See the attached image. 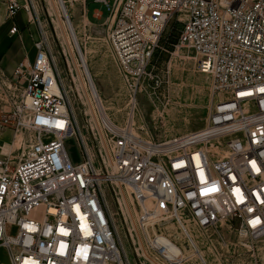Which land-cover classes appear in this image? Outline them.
Wrapping results in <instances>:
<instances>
[{"label":"built area","instance_id":"2783aa9c","mask_svg":"<svg viewBox=\"0 0 264 264\" xmlns=\"http://www.w3.org/2000/svg\"><path fill=\"white\" fill-rule=\"evenodd\" d=\"M3 2L7 22L33 6V0ZM83 2L86 9L95 2L109 11V39L132 116L125 126L112 121L79 55L97 130L90 134L92 156L43 39L33 61L11 75L0 67V129L28 140L19 159L12 153L0 158V250L6 256L0 264H143L142 257L183 264L188 258L181 246L159 231L148 233L168 221L204 230L225 222L254 250L264 240V0ZM19 33L12 24L10 34ZM163 39L176 51L194 52L199 71L212 78L215 102L203 129L151 141L135 133L134 113L150 84H159ZM70 137L81 161L69 155ZM114 185L131 191V231L119 224L105 195L118 197Z\"/></svg>","mask_w":264,"mask_h":264},{"label":"rangeland","instance_id":"374dc122","mask_svg":"<svg viewBox=\"0 0 264 264\" xmlns=\"http://www.w3.org/2000/svg\"><path fill=\"white\" fill-rule=\"evenodd\" d=\"M38 1L34 0V7L37 6L40 12L39 21L34 14V8H32L31 14L22 10L15 18V22L6 23L1 31L6 34L7 29L16 23L20 28L19 35L25 31L29 45H32L34 49V40L44 39L53 56L57 57V64L66 80L67 87L75 89L73 93L69 94L74 113L78 109H81L84 113L87 105L83 103L85 99L83 98L80 80L83 77V72L78 68V54L75 53L74 60L72 52H70L71 49L67 44L66 35L61 25V21L65 19L61 13L62 17H58L53 6L41 5ZM87 8H85L83 0H74L73 4L70 5L69 16L74 25V11L79 17V41L84 52L87 49L89 50L86 56L87 65L100 97L107 108L106 113L116 125L125 126L132 116L130 91L125 83L122 68L109 39V27L111 26L109 11L106 6L95 2H89ZM28 15H32L33 23L27 22ZM88 17L91 20L90 22L86 19ZM171 43L170 41L162 42V49L158 51L156 56L158 65L155 76L159 84H156L157 86L154 83L150 84L151 88L148 90V95L144 93L139 97V106L134 113L133 128L135 133L151 141L169 140L176 136L201 130L207 123L215 102L212 78L199 71L197 61L193 56L194 52L191 53L185 48L176 51L174 47H171ZM81 98L83 101L80 100ZM81 110L78 111L81 113ZM84 116L88 120L81 124L82 133L89 143L92 142L93 146L95 140H93L94 137L90 139V134L97 135V130L93 127L90 115L85 112ZM1 141L4 142V147L1 150L4 152L7 151V143H10V150L13 143L27 144L28 140L24 133L17 134L12 128H7L6 130L0 129ZM66 144L72 161H81L82 154L76 139L71 137ZM23 150L11 153L16 159H19ZM115 189L117 191L118 188L115 187ZM123 189L127 198L124 197L123 199H126V202L128 200L130 205L133 204L131 191L128 188ZM123 199L115 194L114 198H111V205L119 216L118 222L120 225L121 222L128 223L127 219L130 217L128 211L123 207L125 205ZM177 226V222L168 221L158 223L156 227L150 228L149 231L151 235L159 231L181 246L187 255L193 253L183 264H204L205 261L203 262L202 256L208 260L209 264H264V240L258 242L256 248L250 251L249 248L243 247L247 238L238 237L235 233H232L225 222L207 230L200 229L195 224L187 222V228L193 233L194 242L201 251L202 256L199 257L194 254V249L188 239L184 238L181 241H176L170 237V235L172 237L176 236ZM128 227L131 231L132 224ZM125 231L128 233L127 227ZM17 232L16 227L11 231L13 236ZM5 258L4 252L0 250V262L4 261ZM155 260L160 264L162 263L160 260ZM142 262L143 264H151L143 257Z\"/></svg>","mask_w":264,"mask_h":264},{"label":"bare ground","instance_id":"6f19581e","mask_svg":"<svg viewBox=\"0 0 264 264\" xmlns=\"http://www.w3.org/2000/svg\"><path fill=\"white\" fill-rule=\"evenodd\" d=\"M64 0H39L38 1V3L39 4H41V5H51V6H53V8H54V10L56 11V14L58 15V17L60 18V17H62L61 15H60V13L63 15V18L65 19V20H62L61 21V25H62V28H63V30H64V33H65V35H66V39H67V44L69 45V47H70V49H71V51L70 52H72V56H73V59L75 60V53H77L78 55V59H79V55H81V57H82V59H83V61L85 62V63H87V61H86V56L88 55V52H89V50L87 49V51L86 52H84V49L82 48V46H81V44H80V41H79V34H80V25H79V17L76 15V12L74 11V13H73V15H74V19H75V25L73 24V22H72V20H71V18H70V16H69V12H70V5L71 4H73V2H74V0H65L64 2H63ZM73 6H75V5H73ZM32 8H34V14H35V16L37 17V19H38V21L40 20V12L38 11V8H37V6H35L34 7V0H33V6L31 7V10H30V12H28V13H30L31 14V12H32ZM52 8V7H51ZM87 19V18H86ZM60 20V19H59ZM88 20V19H87ZM86 21V20H85ZM60 22V21H59ZM40 23V22H39ZM79 31V32H78ZM42 36H43V33H42ZM44 40V39H43ZM46 43V42H45ZM47 44V43H46ZM48 45V44H47ZM54 57V56H53ZM179 57H181L180 55H179ZM182 58V57H181ZM54 59H55V61H56V64L58 63V60H57V57H54ZM76 63V62H75ZM57 67H58V71H59V74H60V77H61V80H62V83H63V87L65 88L64 90H65V92L67 93V95H68V98H69V100H70V97H69V94L70 93H73L74 91H75V89L74 88H72V87H67V85H66V80L64 79V77H63V75H62V71H61V69H60V67H59V65L57 64ZM78 74H80V73H78ZM85 74H87L89 77H92L91 76V74H90V70H89V68H88V66H86V71H85ZM81 75V74H80ZM80 75H79V77H80ZM80 80H81V84H82V89H84V81H83V79H82V77L80 78ZM93 83H94V86L96 87V85H95V82H94V79H93ZM97 89V88H96ZM61 90H62V88H61ZM74 90V91H73ZM77 92V91H76ZM83 98L85 99V101H83L82 100V98L80 99L81 101H83V103H86V105H87V109H85V112H87L89 115H90V117H91V120H92V123H93V119H92V112H93V110H92V105H91V102H90V100H89V97L87 96V93L85 92V90L83 91ZM96 98H97V100H98V102H99V104H100V106L102 107V109L103 110H105L106 112H107V108H106V106H105V103H104V101L102 100V98L100 97V94H99V92H96ZM71 101V100H70ZM139 106V105H138ZM73 109V108H72ZM78 110H81V109H78ZM78 110H75V116H76V119H77V122L79 123V125H80V127H81V124L82 123H84V122H87V120H88V118H86L85 116H84V113H83V111L81 110V113H80V111H78ZM188 122V121H187ZM205 125H206V123H205ZM93 127H94V129H96V127H95V125H94V123H93ZM205 127V126H204ZM203 127V128H204ZM92 128V127H91ZM202 128V129H203ZM82 130V129H81ZM199 131V130H198ZM89 133H90V131H89ZM92 134V133H91ZM20 135V134H19ZM71 138V137H70ZM75 138V137H74ZM19 139V138H18ZM20 139H22V138H20ZM76 139V138H75ZM77 141V140H76ZM87 145H88V147H89V149H90V151H91V154H92V156H94L96 153H95V151H94V149H93V146H92V142L91 143H89L88 141H87ZM26 147H27V144H24V143H21V142H16V143H13L12 144V148H11V151H10V153L11 152H13V151H18V150H22V149H26ZM117 192H118V196L120 197V198H126V194H125V191L123 190V189H121V188H118V190H117ZM105 195H106V197H107V200H108V202H109V204H110V207H111V209L113 210V208H112V205H111V196L109 195V192L107 191V192H105ZM127 199V198H126ZM126 199L124 200L123 199V202H124V204L125 205H123V207L127 210V211H129L130 212V217H129V219H127L128 221V223H126L127 225H131L132 223H135V218L132 216V211H131V207H130V205H129V202H128V200H127V202H126ZM121 211V210H120ZM178 224V226H177V233L175 234L176 236H174V237H172L171 235H170V237L172 238V239H174V240H176V241H181V240H183L184 238H186V239H188L189 241H190V243H191V245H192V247L195 249V253L197 254V256L199 257L200 255H201V251L199 250V248H198V246H197V244H196V242H194V235H193V233L190 231V230H188V228L187 227H184V226H182V224H179V223H177ZM165 230V229H164ZM167 231V230H166ZM148 233H149V235H150V231L148 230ZM133 234H134V232H133ZM193 255V253H191V254H189V255H187L186 254V252H185V256H186V258H189L190 256H192ZM202 256V255H201ZM202 259H203V262H204V264H206V263H208V260H206L205 259V257H203L202 256ZM209 264V263H208Z\"/></svg>","mask_w":264,"mask_h":264},{"label":"crops","instance_id":"0c3cea01","mask_svg":"<svg viewBox=\"0 0 264 264\" xmlns=\"http://www.w3.org/2000/svg\"><path fill=\"white\" fill-rule=\"evenodd\" d=\"M4 6L5 4L3 0H0V67L6 75H11L23 61H25L26 59L33 61L35 59L36 49H34L32 45H29L28 37L25 36V31H23V34L13 36L10 34V26V28H8L6 31V34L5 32L2 33V27H4L6 23H8L6 20V6L5 8ZM87 19L88 22L91 21L89 17ZM29 20H33L32 15H28V23H30ZM3 39H7V41ZM37 41L38 40H34V46ZM3 143L4 142L2 141L0 142V158L9 156V151H11V149L9 150L10 143L6 142L7 151L2 152L1 150L4 147Z\"/></svg>","mask_w":264,"mask_h":264},{"label":"trees","instance_id":"16d2710c","mask_svg":"<svg viewBox=\"0 0 264 264\" xmlns=\"http://www.w3.org/2000/svg\"><path fill=\"white\" fill-rule=\"evenodd\" d=\"M165 41H167V40H162V42H165ZM162 42H161V43H162Z\"/></svg>","mask_w":264,"mask_h":264}]
</instances>
